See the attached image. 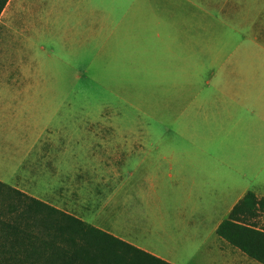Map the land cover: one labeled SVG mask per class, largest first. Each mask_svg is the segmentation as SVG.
<instances>
[{
	"label": "rangeland",
	"instance_id": "obj_1",
	"mask_svg": "<svg viewBox=\"0 0 264 264\" xmlns=\"http://www.w3.org/2000/svg\"><path fill=\"white\" fill-rule=\"evenodd\" d=\"M53 2H7L0 14V78L36 84L43 81L20 79L54 76L46 95L50 129L41 132L39 159L33 145L23 177L12 185L47 203L56 201L62 210L79 207L81 185L95 186V179L105 176L106 156L127 151L126 138L144 132L150 111L169 107L171 113L152 114L164 127H175L174 111L202 99L191 94L206 89L209 81L211 88H222L225 80L235 79L220 70L207 76V61L237 58L238 70L251 73L260 53L254 40L262 39L257 26L264 0H140L137 11H125L113 22L104 19L103 32L90 31L84 21L73 24ZM164 26L179 32L162 33ZM161 40L168 43L157 48ZM171 57L183 61L176 66ZM171 67L184 76H175ZM254 77L242 76L243 87L255 88ZM49 171L60 179L56 196L48 193Z\"/></svg>",
	"mask_w": 264,
	"mask_h": 264
},
{
	"label": "crops",
	"instance_id": "obj_2",
	"mask_svg": "<svg viewBox=\"0 0 264 264\" xmlns=\"http://www.w3.org/2000/svg\"><path fill=\"white\" fill-rule=\"evenodd\" d=\"M137 1L53 3L73 18V24L84 21L92 27L90 31L103 32L104 19L113 22L125 11H137ZM260 15L257 28L262 39L254 40L260 50L254 71L238 70L237 58L207 61V76L220 70L225 77L235 79L225 80L222 88H211L209 81L206 89L191 94L202 99L174 111L175 127H164L160 117L152 114L171 113L169 107L150 111L143 123L144 132L129 134L126 152L106 156L105 176H96L95 186L81 185L79 207L65 212L170 264H262L216 233L217 226L248 191L264 198V14ZM161 32L179 31L164 26ZM157 43L159 48L168 41ZM170 61L178 66L183 60L171 57ZM173 71L175 76H184L178 67ZM242 76H255V88L243 87ZM237 78L240 85L233 88ZM10 80L8 76L0 78V181L15 187L13 179L23 177L31 147L37 146L38 160L41 132L50 129L51 103L46 95L54 88L50 84L54 76L20 79L43 81L36 84H12ZM41 90L42 96L33 95ZM47 180L49 195H58V175L49 171ZM49 204L62 209L56 201ZM261 218L264 221V214Z\"/></svg>",
	"mask_w": 264,
	"mask_h": 264
},
{
	"label": "trees",
	"instance_id": "obj_3",
	"mask_svg": "<svg viewBox=\"0 0 264 264\" xmlns=\"http://www.w3.org/2000/svg\"><path fill=\"white\" fill-rule=\"evenodd\" d=\"M263 214L264 198L248 191L216 233L264 264ZM0 264L170 263L0 181Z\"/></svg>",
	"mask_w": 264,
	"mask_h": 264
}]
</instances>
